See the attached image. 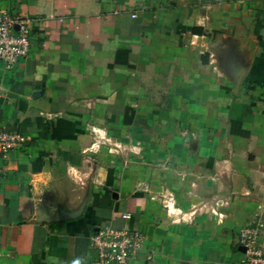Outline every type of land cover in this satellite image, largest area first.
<instances>
[{"label":"crops","instance_id":"crops-1","mask_svg":"<svg viewBox=\"0 0 264 264\" xmlns=\"http://www.w3.org/2000/svg\"><path fill=\"white\" fill-rule=\"evenodd\" d=\"M29 55L0 63V264H88L104 228L129 264L264 255V0H0ZM129 214L130 219H123Z\"/></svg>","mask_w":264,"mask_h":264},{"label":"built area","instance_id":"built-area-1","mask_svg":"<svg viewBox=\"0 0 264 264\" xmlns=\"http://www.w3.org/2000/svg\"><path fill=\"white\" fill-rule=\"evenodd\" d=\"M31 50V31L27 20H19L8 13H0V63L6 68L13 67L25 59ZM19 133L0 132V158L8 155L11 149L24 143ZM129 220L130 215H123ZM259 232L255 223L242 230L238 247L247 258L243 264H264L258 247ZM142 233L123 227L120 230L104 228L91 238L95 257L88 264H129L143 245Z\"/></svg>","mask_w":264,"mask_h":264},{"label":"rangeland","instance_id":"rangeland-1","mask_svg":"<svg viewBox=\"0 0 264 264\" xmlns=\"http://www.w3.org/2000/svg\"><path fill=\"white\" fill-rule=\"evenodd\" d=\"M247 226V225H246ZM245 226V227H246ZM245 227L242 229V230H244L245 229ZM242 230L237 234V241H236V243L238 244V241H239V236H240V234H241V232H242ZM259 237V236H258ZM239 248V247H238ZM240 250V249H239ZM260 253H261V250H260ZM261 259H264V255H263V253H261Z\"/></svg>","mask_w":264,"mask_h":264}]
</instances>
